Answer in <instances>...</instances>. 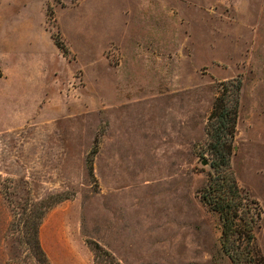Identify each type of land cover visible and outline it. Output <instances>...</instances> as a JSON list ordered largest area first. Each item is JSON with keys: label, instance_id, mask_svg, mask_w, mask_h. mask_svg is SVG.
I'll use <instances>...</instances> for the list:
<instances>
[{"label": "rangeland", "instance_id": "1", "mask_svg": "<svg viewBox=\"0 0 264 264\" xmlns=\"http://www.w3.org/2000/svg\"><path fill=\"white\" fill-rule=\"evenodd\" d=\"M23 5L49 54L18 67L32 40L3 28L29 18ZM99 15L102 38L79 36ZM224 83L239 101L230 168L262 210L264 260V0H0V264H45L30 223L61 197L40 225L48 264H114L97 244L121 264H234L200 196Z\"/></svg>", "mask_w": 264, "mask_h": 264}, {"label": "trees", "instance_id": "2", "mask_svg": "<svg viewBox=\"0 0 264 264\" xmlns=\"http://www.w3.org/2000/svg\"><path fill=\"white\" fill-rule=\"evenodd\" d=\"M57 46L63 50L65 55L70 54L66 43L60 35H54ZM224 92L215 102L209 119V146L213 154L211 161L212 182L204 189H201L200 196L214 211L220 214L222 221V248L230 256L234 264H264L263 257L257 254L256 248V227L262 218V210H257L253 204L256 201H247L245 193L238 185L237 180L231 172V155L233 153L234 139L238 121L239 101L228 100L227 92L231 89L228 84L224 83ZM240 82L237 85L240 89ZM97 150L93 151L96 154ZM90 172L93 174V163L89 160ZM64 198H52V202L43 204L39 212L35 215L37 220L30 223V244L34 245L40 257L39 261L45 260L48 264L46 253L40 242V225L51 206L63 201ZM258 206V204H257ZM24 209L27 210V207ZM255 211V216L251 214ZM35 221V222H34ZM245 245V246H244ZM96 256L102 254L111 258L114 264H121L114 261V256L101 245L95 246ZM258 257L260 259H258ZM42 258V259H40Z\"/></svg>", "mask_w": 264, "mask_h": 264}, {"label": "crops", "instance_id": "3", "mask_svg": "<svg viewBox=\"0 0 264 264\" xmlns=\"http://www.w3.org/2000/svg\"><path fill=\"white\" fill-rule=\"evenodd\" d=\"M23 6H24V9H22V10L25 11L26 15L29 16V18L25 19L26 17L25 18L24 17H22V18L19 17V19H17V21H16V18H12V17L8 18V16H7L6 17V21H5V28H3L4 32H5L3 34V39L4 40H6L8 38L10 39L11 37H14V36H15L16 39H19V40H25V39L32 40L31 49H29L28 51H34V52H28V51L26 52V50H23V49L19 48V49H14V51H12L13 52L12 54L10 53L11 56H12V60H15L14 63H17L16 65H18V67H23V65H24L23 60L26 58V54L27 53L31 54L30 57L34 56L35 58H38V57L42 58L44 56V54L42 55V53L49 54L48 48H46L42 44L41 45L38 44V42L41 41V39H43V37H44L42 35L43 24L41 23V20L38 19L37 17H35L34 14H32V12H31L32 8H25V5H23ZM134 6L141 7V5H137V4H134ZM13 9H14V7L12 8V10ZM99 9L101 10V7H99ZM132 9L133 8H130V10H132ZM154 9H155V7L152 8L151 10H154ZM139 10L142 11L143 9H139ZM11 14H10V16H11ZM132 15L134 16L135 14L132 12ZM135 16H136V19L139 22L140 13L138 12L137 15H135ZM100 20H101V16L99 15L98 18H95L92 21H91V19H89L88 22L84 21L83 27L82 28L80 27L78 29V31H77L78 35L81 36V35L88 34L86 32V31H88V32L92 33L91 35L93 36V38H102V31H100V32L98 31L99 28H102ZM14 21H16V24L12 23ZM17 22H18V24H17ZM63 23L64 22L61 20L62 31L67 36V38H69L68 37V33H66V31L64 29V26H63L64 24ZM14 53L17 55V58H15V59H14V56H13ZM39 55H42V56H39ZM47 57H49V55H47ZM32 62H34V61H32ZM29 66H31V65L29 64ZM9 80H10V78H9ZM12 81L13 82L16 81L15 76L12 78ZM19 82H22V81H19ZM35 82L36 81L33 82V85L36 88V86H37L36 83L37 82L36 83ZM13 86L14 85L12 84V87ZM17 97H19V96H17ZM24 100H26V99H24ZM12 103L16 104V105H20V103H15V102H12Z\"/></svg>", "mask_w": 264, "mask_h": 264}, {"label": "water", "instance_id": "4", "mask_svg": "<svg viewBox=\"0 0 264 264\" xmlns=\"http://www.w3.org/2000/svg\"><path fill=\"white\" fill-rule=\"evenodd\" d=\"M203 163H204V164H209V160H208V159H204V160H203ZM211 166H212V165H211Z\"/></svg>", "mask_w": 264, "mask_h": 264}]
</instances>
